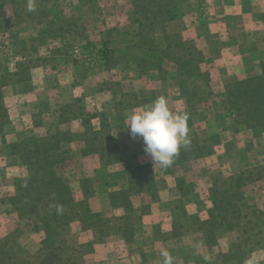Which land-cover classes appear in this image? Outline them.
<instances>
[{
  "label": "rangeland",
  "instance_id": "obj_1",
  "mask_svg": "<svg viewBox=\"0 0 264 264\" xmlns=\"http://www.w3.org/2000/svg\"><path fill=\"white\" fill-rule=\"evenodd\" d=\"M16 1L13 6L11 0H0V67L5 72H16L19 63L24 67L32 66L30 60L41 64L34 73L32 112L43 126L35 127L33 119L22 117L19 123L16 119L13 121L17 103L14 85L18 83L8 86L5 104L9 117H2L7 124L0 126V160L3 159L0 165V264H40L43 259L39 251L42 226L32 218L20 217L10 201L17 193L15 181L20 176V162L8 157L12 156L9 144L15 142L11 135L22 133L24 139L16 141L20 142L44 136L55 127L63 131L85 130L80 119L61 123L60 114H66L70 108L65 105L71 103L72 109L77 108L85 120L92 116L91 124L95 126L101 123L99 115L105 114L120 145L133 137L126 121L134 106L140 104L141 98L154 100L160 89L166 91L173 113L189 114L190 140L193 133L200 139L212 136L210 145L215 150L213 155L204 158L206 166H195L197 159L188 161L179 165L175 175L164 173L160 165L153 163L163 196L159 199L162 202L159 208L173 218L172 229L155 230L153 225L161 224L158 220L161 217L149 218L145 223L144 215L135 224V236H124L117 220L123 211L112 207L109 195L128 187L127 172L135 161L130 164L125 156L133 154L135 157L137 153L132 149L121 150L122 161L106 168L98 156L81 155L84 143L77 138L66 145L70 155L65 167L67 175L77 199L82 198L80 176L85 174L92 179L96 192L91 199L92 207L110 220V224L96 234L93 241H83L84 237L81 240L80 233L85 230L74 226L64 238L65 242L57 243L60 258L53 264H163L161 249L169 250L175 264H264V135L252 138L246 126L238 125L235 115L226 110L225 86L229 77L214 70L221 65L212 64L219 46L214 45L206 52L203 64V70L212 68L214 75L209 79L188 78V90L195 92L191 93L193 98L189 103L179 88L180 65L172 61L174 54L163 57L160 63L158 52L141 49L144 38L138 33V25L130 20L133 0H33L49 14L43 23L29 17L28 0ZM211 1L179 0L183 14L184 10L188 12L187 17L192 14L187 23L199 26L202 31L210 29L202 20L208 7L205 3ZM15 8L19 11L15 12ZM31 14L39 17L37 11ZM179 23L177 20L170 23L168 31L177 33ZM233 30L234 35L235 28ZM180 34L184 42L193 41ZM231 38L236 48L238 41ZM105 43L110 50L108 62L103 56ZM142 58L153 65L143 69L140 66L144 62L139 61ZM248 60L251 68L259 64L258 71H242L236 79L261 73L264 59ZM156 63L161 64L164 71L160 73ZM145 163L151 161L144 160L141 164ZM243 170L254 171L255 182L246 189L242 218L234 221L233 230L217 228L211 224L220 223V218L210 200V188L215 180L218 186L223 185V181ZM177 178L186 179L185 190L178 189ZM133 201L140 214L141 198L134 196ZM14 231L19 232L17 238L9 239ZM3 241L8 242L5 249L1 248Z\"/></svg>",
  "mask_w": 264,
  "mask_h": 264
},
{
  "label": "trees",
  "instance_id": "obj_2",
  "mask_svg": "<svg viewBox=\"0 0 264 264\" xmlns=\"http://www.w3.org/2000/svg\"><path fill=\"white\" fill-rule=\"evenodd\" d=\"M11 2L13 6L17 4L16 0H11ZM35 6L39 17H34L31 12L28 13L29 17L38 19L40 23L46 22L49 18L47 11L37 4ZM132 7L131 23L138 25V33L144 38L140 46L141 49L158 52L161 57L159 58L160 63L164 61L163 57H170L174 54L172 61L176 65H180L178 76L180 77L181 94L184 98L187 96L188 102L191 103L192 94L195 92L192 93L188 90V78L201 77L204 79L207 77L209 79L211 75L209 71L203 70V64L206 62L203 51L193 41L184 42L180 33L168 31V25L183 16L179 0H133ZM18 11L19 8H15V12ZM24 11L26 10L24 9ZM159 33L160 36H158ZM149 35L151 36L148 37ZM104 49L103 56L108 62L110 50L106 43ZM139 61L144 62V65L140 67L153 65L146 58ZM30 62L32 65L30 67H24L23 63H19L16 72H5L0 67L1 127L7 124V121L3 122L1 118L9 117L5 104V89L13 83L31 80L32 69L41 66V64H33V60ZM156 64L160 73L164 71L161 64ZM225 89V108L235 115L236 123L245 125L252 138L262 137L264 135V67H262L261 73L256 76L236 79L228 83ZM140 100V104L134 107L151 101ZM65 108L70 109L66 114L61 113V123L80 119L85 130L63 131L56 127L54 131L44 136H36L9 145L10 154L18 156L21 167L20 176L15 181L17 193L10 197V201L20 217L32 218L42 226V248L39 251L42 252L43 259L40 264H53L54 260L60 258L58 255L60 247L57 243L65 242L64 238L73 231L74 226L80 227L82 230H95L101 233L104 231V227L110 224V220H106L101 212L93 209L91 199L96 192L92 179L85 174L79 178L82 198H76L71 179L65 169L70 158L66 145L77 138L80 139L84 143L80 149L81 155L85 157L98 156L106 168L122 161L121 147L113 136L112 126L105 114L99 115L101 123L99 126H95L91 124L92 116L85 120L84 115L80 114L77 108L72 109L71 103L66 104ZM34 125L36 127L43 126V123L36 121L35 115ZM211 137L200 139L196 133H193L190 144L181 148L173 164L166 169L160 166V169L166 174L175 175L180 164L213 155L215 150L210 145ZM254 175V171L243 170L230 176L226 181H223V185L219 186V182L215 180L213 187L210 188V200L213 208L217 211L220 223L213 221L211 223L213 226L225 227L227 230H233L236 227L234 221L242 218V205L246 199V189L255 182ZM127 176L128 187L111 192L109 198L113 208L123 211L117 220L121 224L119 230L128 238L135 236V224L142 219V216L151 211L152 204L159 201L160 194L157 173L152 163L129 166ZM185 183V178L176 179V185L180 191L185 190ZM134 196L141 198L140 214H138V209L133 201ZM57 206H60L63 211L58 213ZM17 234L19 232L14 231L8 238L16 239ZM7 244L8 242L5 241L1 244V248L5 249ZM30 263L28 262V264Z\"/></svg>",
  "mask_w": 264,
  "mask_h": 264
},
{
  "label": "crops",
  "instance_id": "obj_3",
  "mask_svg": "<svg viewBox=\"0 0 264 264\" xmlns=\"http://www.w3.org/2000/svg\"><path fill=\"white\" fill-rule=\"evenodd\" d=\"M205 4L208 7L204 11L206 17L205 19L203 18L202 21L209 24L210 29L202 31L199 26L189 25L186 20H188V17H192V14H190V16L188 14L187 17L186 15L188 12L184 10V17L182 16L181 19L177 20V23L178 21H180L178 26V33H182L186 38L189 37V39L193 40L197 47L201 49L204 54H206L207 51H210L214 45L219 46L214 55L216 57V60L212 64L221 65L220 67H215L214 70L220 73L223 72V76L225 78L229 77L226 84L236 80L238 73L242 71H252V69L255 72L258 71L259 64L251 68L247 65V62H249L248 58L251 59V62L253 58H257L258 61H262L264 59L260 57L261 55H264V0H213ZM238 26H240L241 29H238ZM234 28L235 34L233 35L232 32H234ZM232 36L233 39H235L234 41H238L239 47L236 44L235 48V45L232 42ZM236 62H238L239 64L237 63L235 64L236 66H233ZM142 68L148 69L150 67ZM39 69L40 68L38 67L32 69L33 80L14 85V94L17 97V103L16 113L14 115L13 121L14 119H16V123H19V120L22 117L25 120L33 119L34 124V115L32 112V99L34 97V94L32 91L35 90L34 73L35 71L38 72ZM214 70H212V68H209L211 76L214 75L212 74V71ZM253 75H256V73H253ZM165 92H163L161 89L158 90L156 92L155 99L160 95L165 96ZM165 97L167 98V94ZM154 100L143 103L141 106L135 107V109H141L144 106L150 105ZM167 101L169 102V98H167ZM116 120L119 122L118 119ZM112 133L115 137L113 131ZM11 138L13 139L12 141L16 142L18 139H24V136L19 132L11 135ZM120 147L121 150H124L126 152L131 149L133 151H136L137 155L135 157H133V154L128 155V157L125 156L127 160H130V164L133 163L132 160L135 161V164L133 165L141 164L144 160L151 161L152 164L154 163L152 158L145 152V146L142 138L140 137H132L130 139H127L123 144H120ZM217 151L219 152L218 149ZM8 157L15 158L20 162L18 156L12 155ZM197 160L198 163L195 164V166H199V168L206 166L203 162L204 159ZM2 161L3 159L1 158L0 165L2 164ZM200 171H202V169H200ZM20 173L21 167L19 175ZM166 177L168 178V176ZM199 177L200 176L197 175V178ZM158 188L160 197L163 198L159 183ZM161 204L162 202L160 200L153 203L151 206V211L145 215V218H143V220L145 219V223H148L149 218L151 219L153 217L159 216L161 217V219L158 218V220L159 222H161V224L155 223L153 225L154 229H167V231H169L173 227V218L169 216L165 210L159 208ZM1 214L2 213H0V215ZM96 234H98V232L95 230H85L80 233V235H82L80 239L83 240L84 237L85 240L83 241H93L96 239Z\"/></svg>",
  "mask_w": 264,
  "mask_h": 264
},
{
  "label": "clouds",
  "instance_id": "obj_4",
  "mask_svg": "<svg viewBox=\"0 0 264 264\" xmlns=\"http://www.w3.org/2000/svg\"><path fill=\"white\" fill-rule=\"evenodd\" d=\"M35 3L28 0L27 10L35 11ZM189 114L173 113L164 95L157 97L150 105L133 110L127 118V126L133 137H140L145 152L152 158L155 165L162 168L170 167L182 147L190 144ZM63 209L57 206V212ZM163 264H175L169 250L161 249Z\"/></svg>",
  "mask_w": 264,
  "mask_h": 264
}]
</instances>
